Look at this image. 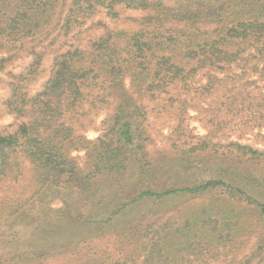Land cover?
<instances>
[{"label":"trees","instance_id":"1","mask_svg":"<svg viewBox=\"0 0 264 264\" xmlns=\"http://www.w3.org/2000/svg\"><path fill=\"white\" fill-rule=\"evenodd\" d=\"M0 84L18 120L0 129V264H264V151L174 140L220 159L182 184L144 151L146 98L174 133L193 109L216 135L264 134V0H0ZM92 96L115 105L93 139Z\"/></svg>","mask_w":264,"mask_h":264},{"label":"rangeland","instance_id":"2","mask_svg":"<svg viewBox=\"0 0 264 264\" xmlns=\"http://www.w3.org/2000/svg\"><path fill=\"white\" fill-rule=\"evenodd\" d=\"M137 15L136 11L130 13H125V16ZM130 20L127 18H121L119 21L114 22L125 25ZM51 61H46L45 66H50ZM49 69L44 68L42 75L38 81L34 84V90H40L43 88V83L46 81L49 75ZM8 95V90L5 86L0 84V129L4 127L11 128L18 121L13 115L8 114L3 106L4 99ZM165 100L159 99L151 101L148 98L144 100V105L146 106L149 118V140L146 143L145 152L147 153V160L157 162L159 164H164L167 167V180L171 182H179L182 184L185 180L188 181L189 178L197 180L199 176L206 175L199 170H197L198 165L201 164L202 160L214 159L216 154L212 153L209 149L205 151H197L194 155L184 154V149L176 147L174 140L179 142H184L187 144H196L201 140L209 139L217 141L221 139L222 142H229L231 140H239L243 144H249L254 148L264 151V134L258 135L256 131L244 132L239 129H234L232 131H227L225 135H218L212 132L211 126H208L204 121V114L196 115L197 111L190 109L188 115L186 116L185 127L183 131L179 130L174 133L175 124L178 118H175V113L171 109H165ZM114 103L112 100L107 102L94 101L93 96L84 103L85 115L80 118V133L85 134L89 138L98 137L103 130V121L107 118L114 109ZM264 133V132H263ZM219 137V138H218ZM179 145V144H177ZM80 159H82L84 152H75ZM211 158V159H210ZM131 160H136L134 157ZM164 160V161H163ZM220 160V159H214ZM139 163L132 161L130 164V174L129 179L133 183L135 175L139 172ZM208 172V171H207ZM135 179V180H134ZM112 189H107L103 192V198L106 195H110ZM130 191V190H129ZM131 192V191H130ZM47 194H45L46 196ZM50 199V197H49ZM46 202V201H45ZM171 202L169 207L171 210H175L179 207L176 205L182 202ZM35 203L36 208L38 207L39 201ZM58 201L52 202V206H60ZM88 210L92 209L87 207Z\"/></svg>","mask_w":264,"mask_h":264}]
</instances>
